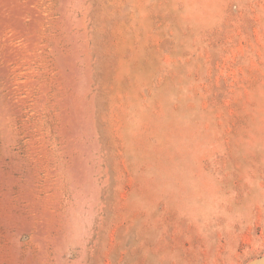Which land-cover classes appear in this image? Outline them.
I'll use <instances>...</instances> for the list:
<instances>
[{
  "label": "rangeland",
  "instance_id": "1",
  "mask_svg": "<svg viewBox=\"0 0 264 264\" xmlns=\"http://www.w3.org/2000/svg\"><path fill=\"white\" fill-rule=\"evenodd\" d=\"M0 264H264V0H0Z\"/></svg>",
  "mask_w": 264,
  "mask_h": 264
},
{
  "label": "bare ground",
  "instance_id": "2",
  "mask_svg": "<svg viewBox=\"0 0 264 264\" xmlns=\"http://www.w3.org/2000/svg\"><path fill=\"white\" fill-rule=\"evenodd\" d=\"M80 189V190H79ZM72 188L71 189V203H70V208H69V214H70V217H72L71 219H72V223L75 225V227H74V229H75V231H78V230H81V228H82V222H81V220L79 219V217L78 216H76V214L78 213V210H77V213L75 214V212H76V210L73 208V205H74V203L75 204H78L77 205V207L79 208V204H80V202H82V189L81 188ZM85 194V193H84ZM84 201V200H83ZM83 204H84V202H82ZM82 203H81V205H82ZM76 207V208H77ZM77 208V209H78ZM81 208V207H80ZM80 211H83V210H80ZM79 211V212H80ZM84 212V211H83ZM82 213V212H81ZM70 219V220H71ZM81 235V234H80ZM70 245H76V243H73L72 241L70 242ZM72 249V248H71Z\"/></svg>",
  "mask_w": 264,
  "mask_h": 264
}]
</instances>
